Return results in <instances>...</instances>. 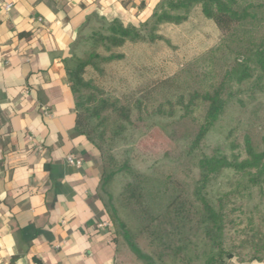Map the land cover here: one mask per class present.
Wrapping results in <instances>:
<instances>
[{
  "label": "trees",
  "instance_id": "16d2710c",
  "mask_svg": "<svg viewBox=\"0 0 264 264\" xmlns=\"http://www.w3.org/2000/svg\"><path fill=\"white\" fill-rule=\"evenodd\" d=\"M194 15L217 34L201 54L216 60V78L195 81L193 61L181 65L174 85L148 75L132 93L114 88L108 68L125 58L119 50L162 40L161 28ZM227 51L235 57L216 59ZM64 66L76 129L100 168L117 264H264V0H161L139 27L91 16ZM178 78L187 90L176 87ZM233 106L251 108V119L209 144ZM154 127L173 146L142 172L131 163L132 138Z\"/></svg>",
  "mask_w": 264,
  "mask_h": 264
},
{
  "label": "crops",
  "instance_id": "0c3cea01",
  "mask_svg": "<svg viewBox=\"0 0 264 264\" xmlns=\"http://www.w3.org/2000/svg\"><path fill=\"white\" fill-rule=\"evenodd\" d=\"M160 1L8 0L0 9V264H117L64 59L89 17L139 27Z\"/></svg>",
  "mask_w": 264,
  "mask_h": 264
},
{
  "label": "rangeland",
  "instance_id": "374dc122",
  "mask_svg": "<svg viewBox=\"0 0 264 264\" xmlns=\"http://www.w3.org/2000/svg\"><path fill=\"white\" fill-rule=\"evenodd\" d=\"M160 34L163 37L162 40L153 44L128 46L123 50H119L120 53L125 55V58L114 62L108 68L110 81L113 83L114 88H118V91L132 93L133 89L138 87L139 83L145 79L142 77L148 75L150 76L149 79L158 82L168 81L174 85L173 78L176 77V72L182 68L181 65L193 61L196 64V69L193 71L195 81L203 82V85L207 86L212 79L216 78L217 71L214 67L216 60H208L201 56L218 43L217 34L208 21L194 15L183 26H164L161 28ZM232 53L229 54L227 51L223 54L220 52L216 59L219 60L221 57L220 60L224 62L223 58L225 57H235ZM175 84L180 91L189 88L185 78H178ZM259 100L264 101V95L260 96ZM250 110L251 108L240 109L233 106L228 115L223 117L212 131L208 140L209 144L224 143L231 136V132L240 129V123H246L251 119ZM151 123L153 124L155 121ZM133 139L136 140V150L131 154V163L142 172H146L152 165L161 161L164 153L173 146L168 137L156 127L144 136L137 133L132 141ZM121 184L122 180L119 178L113 185L112 190L115 194L120 191ZM248 204L251 206L253 202ZM249 209L250 207L247 211Z\"/></svg>",
  "mask_w": 264,
  "mask_h": 264
},
{
  "label": "built area",
  "instance_id": "2783aa9c",
  "mask_svg": "<svg viewBox=\"0 0 264 264\" xmlns=\"http://www.w3.org/2000/svg\"><path fill=\"white\" fill-rule=\"evenodd\" d=\"M8 7H10L8 0H0V9H7ZM67 162L75 166H79L82 164L81 160H77L71 155L67 157ZM108 225H110V222L108 223Z\"/></svg>",
  "mask_w": 264,
  "mask_h": 264
}]
</instances>
